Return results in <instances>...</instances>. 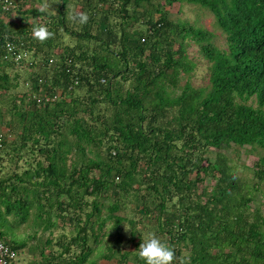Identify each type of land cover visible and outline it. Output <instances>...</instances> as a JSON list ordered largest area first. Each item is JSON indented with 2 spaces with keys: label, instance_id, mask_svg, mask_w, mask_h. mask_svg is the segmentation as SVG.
<instances>
[{
  "label": "trees",
  "instance_id": "obj_1",
  "mask_svg": "<svg viewBox=\"0 0 264 264\" xmlns=\"http://www.w3.org/2000/svg\"><path fill=\"white\" fill-rule=\"evenodd\" d=\"M56 1L0 17V41L27 55L0 53V237L18 263L144 264L152 232L174 264H264V0ZM176 3L209 10L226 49L172 19ZM38 25L53 35L34 38ZM226 149L259 157L248 176ZM24 226L36 245L12 237Z\"/></svg>",
  "mask_w": 264,
  "mask_h": 264
},
{
  "label": "rangeland",
  "instance_id": "obj_2",
  "mask_svg": "<svg viewBox=\"0 0 264 264\" xmlns=\"http://www.w3.org/2000/svg\"><path fill=\"white\" fill-rule=\"evenodd\" d=\"M49 12H56L57 9V2H48L47 6ZM70 8L74 9L73 4L70 6ZM167 10L170 11L171 13V18L177 21H188L190 24L201 27L203 29L209 30L214 34V39L213 41L220 47L221 49H226V43H225V35L222 33L221 29L217 26L216 19L214 15L207 9L199 6V5H193V4H179L176 3L171 7H167ZM72 14L73 12H69ZM190 54L192 55V58L194 61L197 63L198 67L196 71L194 72V75L192 77V83L196 87H205L209 83V71H208V63L204 58H202L199 53H198V48L193 46L190 48ZM58 60L57 58H55ZM21 75L20 81L22 82L24 77L23 73L16 70V74ZM183 85V83H181ZM21 87V85H20ZM22 88V87H21ZM10 123L7 121V117L1 116L0 115V130L6 131L8 135L9 134V129H10ZM12 137V135H11ZM225 154L235 160V163L238 166V170L242 175H249L251 172L250 170L244 169L243 166L246 164L247 166H252V164L258 160V156L256 154L253 155H246L244 151L239 154L236 151H233L232 149L229 150H224ZM262 157H264V151H261ZM263 164H264V159H263ZM251 176V175H250ZM127 214H129L130 217L133 219L135 218L137 221L139 220V217H137L135 214L132 213L131 209H128ZM131 214V215H130ZM73 229V226H68L66 225L64 227V231L66 234H68L71 230ZM8 231V230H7ZM62 232V230L56 232V236H59V234ZM34 233V230L32 227L29 226H24L20 227L19 229H16V232L14 234H11L12 237L16 241L19 240H25L29 236H31ZM144 233V232H143ZM149 232H145V237L147 236ZM29 245L33 246L36 245L37 241L36 240H29ZM183 254L182 260L186 257H188V250L183 248ZM28 255V254H27ZM25 253L22 254L21 256V263L20 264H34L35 262H38L37 258L28 255L27 256Z\"/></svg>",
  "mask_w": 264,
  "mask_h": 264
},
{
  "label": "clouds",
  "instance_id": "obj_3",
  "mask_svg": "<svg viewBox=\"0 0 264 264\" xmlns=\"http://www.w3.org/2000/svg\"><path fill=\"white\" fill-rule=\"evenodd\" d=\"M88 16L86 13L79 14L81 23H86ZM53 33L46 25H38L33 29L34 38L44 41L51 37ZM138 255L144 264H174L176 252L174 247L161 240L155 233L149 232L143 238L138 248Z\"/></svg>",
  "mask_w": 264,
  "mask_h": 264
},
{
  "label": "built area",
  "instance_id": "obj_4",
  "mask_svg": "<svg viewBox=\"0 0 264 264\" xmlns=\"http://www.w3.org/2000/svg\"><path fill=\"white\" fill-rule=\"evenodd\" d=\"M15 2L14 0H0V17L5 15L14 9ZM17 46L12 42H2L0 41V53H6L5 59H9L10 55H12L13 60L17 63H20L21 60H24L27 56L26 54L18 53ZM57 62L55 59H50V65H54ZM70 70V69H68ZM49 97L44 95L42 92L38 96H33L38 103L47 102ZM60 97H54V100H59ZM8 140L7 134H5L2 130H0V150L4 147L5 143ZM19 255L16 250L8 246L0 237V264H19Z\"/></svg>",
  "mask_w": 264,
  "mask_h": 264
},
{
  "label": "crops",
  "instance_id": "obj_5",
  "mask_svg": "<svg viewBox=\"0 0 264 264\" xmlns=\"http://www.w3.org/2000/svg\"><path fill=\"white\" fill-rule=\"evenodd\" d=\"M57 2L56 0H14L16 10L11 14V20L18 22V18L20 13H27V10L35 8H45L47 12H49L47 6L48 2ZM35 2V3H34ZM51 14H54L55 12H49Z\"/></svg>",
  "mask_w": 264,
  "mask_h": 264
}]
</instances>
